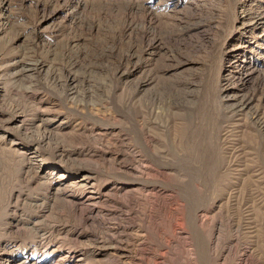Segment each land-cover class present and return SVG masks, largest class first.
Returning <instances> with one entry per match:
<instances>
[{"label": "rangeland", "instance_id": "rangeland-1", "mask_svg": "<svg viewBox=\"0 0 264 264\" xmlns=\"http://www.w3.org/2000/svg\"><path fill=\"white\" fill-rule=\"evenodd\" d=\"M206 212L264 264V0H0V264H106L155 221L217 264Z\"/></svg>", "mask_w": 264, "mask_h": 264}, {"label": "bare ground", "instance_id": "bare-ground-1", "mask_svg": "<svg viewBox=\"0 0 264 264\" xmlns=\"http://www.w3.org/2000/svg\"><path fill=\"white\" fill-rule=\"evenodd\" d=\"M35 155H36L35 152H33L32 156ZM131 166L133 167L132 168L133 171H135L137 174L141 176H148L151 172V168H150L151 166L149 167L148 165H146L140 158H136L134 160L132 159ZM54 173L55 172H51V175ZM68 177L69 176H67V174L63 172L58 175V178L56 177V184H58L55 190L56 193H60V191H62L61 185L66 184ZM128 192H132L133 195L140 194L142 199H146L150 202L149 205L151 209H153V207L156 204H158L162 208H164L166 212L170 211V218H169L170 220H167L166 223H168L170 227L174 226L175 230L182 228L180 227V224H182L183 221L182 219L184 218V214L182 213V209H180V206L177 208V205L179 204L177 201L172 200L171 195L166 194V192L161 190L160 191L151 190L146 192L139 188L131 189V190L129 189ZM140 196L134 199L135 204L138 205L143 204L141 202L142 199H140ZM220 213L221 212H218L216 215H214L212 214V212L211 213L206 212L201 215H197L196 221L198 222V224L200 223V228L203 229L207 228L209 231L208 243L211 248L209 250L210 256L214 255L217 264H229L231 259L235 257L236 253L238 252L240 245L237 239H233L232 241L223 243L224 240L223 223L220 218L221 216L220 217L217 216ZM154 225L157 232V236L159 237L160 240L158 241L159 243L156 244L155 247L151 248L149 245V242L151 240L154 241L153 239H151L152 237H150L149 234L153 232V229H151V231L149 232L145 228V230L140 232V234L137 237L138 239H136L135 242L133 241V243L130 241L123 242L118 240L119 242L117 243L102 245L101 249L98 251L95 257H93L94 258L93 260H96L97 262L101 261L106 264L107 263L133 264L136 258L135 255H140L141 256L140 261H142V263L144 264H167L168 262H169L168 264H197L196 262L197 260L194 257L193 249L190 248L188 249L187 247L186 248L187 250L184 251L186 254L185 256L180 252L181 250L180 251L177 250L179 249L177 248V245H180L179 244L180 241L184 242L182 244L184 245L186 244V241L188 240L187 236L176 234L175 236L170 237L167 231L168 228H165L162 222L158 223L155 221ZM184 247H186V245ZM172 248L173 250L177 248L176 250L178 253L172 254L173 252ZM249 248L250 247H244L241 256L238 258V260H240L238 264L260 263L258 259H255L253 257V254ZM134 252L136 254H134ZM170 255H174V257L168 259V256ZM80 260H85V258H80Z\"/></svg>", "mask_w": 264, "mask_h": 264}]
</instances>
